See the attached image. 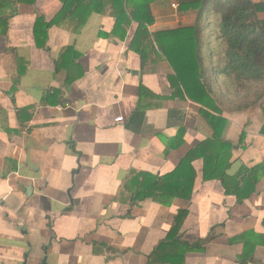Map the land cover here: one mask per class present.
I'll use <instances>...</instances> for the list:
<instances>
[{
	"label": "crops",
	"instance_id": "crops-1",
	"mask_svg": "<svg viewBox=\"0 0 264 264\" xmlns=\"http://www.w3.org/2000/svg\"><path fill=\"white\" fill-rule=\"evenodd\" d=\"M61 6L16 3L0 36V264H264L259 106L191 100L152 45L145 61L132 47L137 21L113 34L115 17L95 11L77 31L51 25L40 45L37 17ZM150 11L151 34L196 16L176 0ZM215 135L167 203L124 190L132 172L170 173ZM217 152L205 179L202 157Z\"/></svg>",
	"mask_w": 264,
	"mask_h": 264
},
{
	"label": "trees",
	"instance_id": "trees-1",
	"mask_svg": "<svg viewBox=\"0 0 264 264\" xmlns=\"http://www.w3.org/2000/svg\"><path fill=\"white\" fill-rule=\"evenodd\" d=\"M154 1L156 0H61L62 6L52 19L46 21L43 17H37L35 37L40 45H44L47 30L54 24L77 31L88 15L95 11L115 17L113 34H117L122 22L129 24L132 20L137 21L139 24L132 39V47L135 43L141 46L140 52L145 61L148 53L146 48L152 45L156 53L168 60L177 82L191 100L214 111H222L217 106L223 100L216 87L219 77H223L225 88L232 86L240 90L259 87L249 99L232 110L259 106L264 116V19L258 17V13L264 11V3L253 0H176L178 11H196L194 23L151 34L147 26L154 21L150 11ZM35 2L36 0H0V36L7 34L8 21L14 13L13 6L16 3ZM140 113L136 112V115ZM141 115L142 113L139 116ZM261 133L264 134V124ZM216 137L217 135L205 142L204 146L189 152L170 173L158 176L132 172L124 183V190L131 191L136 201L150 196L155 201L167 203V196L178 189L182 181L187 180L184 172L191 169L195 154L214 149L215 139H219ZM223 144L225 147L230 146L228 143ZM218 156L219 152L214 157L203 155L205 179L217 171ZM259 168L264 170V164ZM228 179L223 181L226 191L230 190ZM132 181H139L137 187H129ZM184 245L186 250L195 247L189 243Z\"/></svg>",
	"mask_w": 264,
	"mask_h": 264
},
{
	"label": "rangeland",
	"instance_id": "rangeland-1",
	"mask_svg": "<svg viewBox=\"0 0 264 264\" xmlns=\"http://www.w3.org/2000/svg\"><path fill=\"white\" fill-rule=\"evenodd\" d=\"M213 76V75H212ZM259 89L257 86H252L245 89L236 90L234 87L229 86L225 88L224 79L218 82L216 90L219 96L222 97L223 102L229 105L230 108L249 99L254 92Z\"/></svg>",
	"mask_w": 264,
	"mask_h": 264
},
{
	"label": "water",
	"instance_id": "water-1",
	"mask_svg": "<svg viewBox=\"0 0 264 264\" xmlns=\"http://www.w3.org/2000/svg\"><path fill=\"white\" fill-rule=\"evenodd\" d=\"M42 264H46V261H45V259L42 261Z\"/></svg>",
	"mask_w": 264,
	"mask_h": 264
},
{
	"label": "built area",
	"instance_id": "built-area-1",
	"mask_svg": "<svg viewBox=\"0 0 264 264\" xmlns=\"http://www.w3.org/2000/svg\"><path fill=\"white\" fill-rule=\"evenodd\" d=\"M118 119H120V118H118Z\"/></svg>",
	"mask_w": 264,
	"mask_h": 264
}]
</instances>
